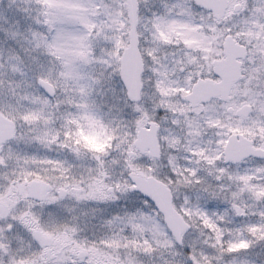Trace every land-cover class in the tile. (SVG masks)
I'll list each match as a JSON object with an SVG mask.
<instances>
[{
	"label": "snow or ice",
	"instance_id": "snow-or-ice-1",
	"mask_svg": "<svg viewBox=\"0 0 264 264\" xmlns=\"http://www.w3.org/2000/svg\"><path fill=\"white\" fill-rule=\"evenodd\" d=\"M32 2L38 27L23 33L0 14V32L20 45L0 50V264H95L96 251L107 264L157 254L170 257L163 264H255L257 247L264 256V0ZM31 51L47 63H29ZM9 72L20 79L6 80ZM105 80H116L122 97H113L128 110L118 124L92 99ZM21 142L78 160L91 153L96 166L77 176L66 161L13 148ZM194 189L203 194L195 203ZM66 196L96 205L93 214L122 197L135 211L82 226L79 216H53ZM207 199L227 207L209 212ZM101 226L105 235L87 237Z\"/></svg>",
	"mask_w": 264,
	"mask_h": 264
},
{
	"label": "rangeland",
	"instance_id": "rangeland-1",
	"mask_svg": "<svg viewBox=\"0 0 264 264\" xmlns=\"http://www.w3.org/2000/svg\"><path fill=\"white\" fill-rule=\"evenodd\" d=\"M155 2H156V0H149V6H151ZM157 2H158V0H157ZM30 7H31L30 13H27V14L23 13V12L18 13L16 11L17 8H28L29 9ZM35 9H36V5L34 2H32V0H30V2H28V3H25L24 0H16V3L14 5H11V6H9V0H0V14H7L10 17L11 22H13V23L16 20H18L19 18L21 21H24V22L20 21V25H19V31L22 33L25 32L26 27H28L29 25H31L33 28L38 27L37 25H35L33 23V21H30V19L25 20L27 18L26 15L31 14L33 11H36ZM35 14H37V13H35ZM25 46L27 47V45H25ZM9 48H16L17 50H20V45L16 41L11 40L9 37L4 35L3 32H0V50H7ZM21 55H25V53L21 52ZM30 57H36L37 59H39L41 62H44V63H47V60H48V57L42 55L40 51H31L29 54H27L25 56V58L29 60V63L31 62ZM83 70L89 71V72L95 70L98 72L100 70V66L96 65V66H94V68H93V66H85V68ZM17 77L18 76H15L16 79H17ZM5 79L6 80L14 79V75L11 72H9L8 76ZM19 79H20V77H19ZM106 81H108V80H106ZM112 82L114 83L115 86L113 88H107L106 89V90H108L107 96L109 97L112 95V97L104 98L101 101H104L107 105L112 106L113 109L116 108L115 107L116 105L120 108V104L123 106L122 99L120 101H116L114 99L113 93L111 91L112 89L116 88L115 90H116L117 95H120L122 97V93L120 92V86L116 82V80H112ZM34 91H35V89H33V88H30V90L28 89L29 93H32ZM92 99L95 101L93 96H92ZM12 102L15 103V100H13ZM119 108L115 114H117V112L119 111ZM127 111L128 110L125 109L124 112L122 113V119L128 118L126 116ZM87 138H89V137H87ZM96 145H97V148L101 147V145L97 141H96ZM13 148L16 149L17 151L25 153V154L38 155L41 157L46 156L48 158H50L49 157L50 155H48V154L49 153L52 154V152H54L53 150L45 149L41 145L36 144V143L24 144L23 142H21L20 144H17V145L13 144ZM112 152H114V154H112ZM112 152H111V155L107 156V158H106L108 161H112L113 159L118 158V156H117L118 152L115 149H113ZM51 159H55V158H51ZM181 163H183V161H181ZM78 164L80 166H82L81 170L83 173L86 168L95 167L96 161L93 159V157L90 153L89 157L87 155H84V157H82L79 160ZM247 166H254V165H247ZM111 171H112V175H117V177H118L119 173L121 171L120 165L119 164H112L111 165ZM117 177H114V178H117ZM209 182L213 183V184L215 183V181L211 180V178H209ZM185 191L186 190L181 189V191H180V193H178V195L182 198L183 195L185 194ZM188 194L191 196L193 203L196 202L197 195H203L202 193L197 192L195 189L190 191ZM61 201H64L63 202L64 207H68V208L78 207V206H80V207L90 206L93 208L96 207V205L89 204L87 201H79L78 202L74 197H71V196H68L66 199L61 200ZM118 201L124 202V204L126 205V208L128 209L126 211H135L134 208L129 209L126 197H122ZM118 201L109 202L108 204H103V203L100 204L99 207L102 210L101 213L98 210L95 214H93V216H95V220H96L95 222L100 224V219L110 218V216H111L110 212H113V209L110 208V204H115ZM137 203L143 204V201H138ZM202 206L205 208V210H207L209 212H223L225 210V208L227 207V205L222 200H216V199L204 200L202 202ZM216 206H220V207L214 208ZM56 215L57 214H55L53 216L55 217ZM240 219L241 218H237L236 223H239ZM190 239L197 240V239H202V237H199V233L197 230H192ZM58 248H60L63 251L62 253H64L66 249L70 248V245L67 242H64ZM188 251H190V249ZM255 252L257 253V255L249 257V259L254 260L255 264H264V256L259 255V252H260L259 247H257L255 249ZM97 254H98V256L94 258L95 264H106V257L104 256V254L103 253H97ZM165 259H170V257L167 254H165L163 257L159 256L158 254L155 256L144 257V261H146V260L149 261V264H163V261Z\"/></svg>",
	"mask_w": 264,
	"mask_h": 264
},
{
	"label": "flooded vegetation",
	"instance_id": "flooded-vegetation-1",
	"mask_svg": "<svg viewBox=\"0 0 264 264\" xmlns=\"http://www.w3.org/2000/svg\"><path fill=\"white\" fill-rule=\"evenodd\" d=\"M81 140L83 143H92V144H96V140L92 137H81ZM54 152L49 153L48 155H50V158H55L57 160H61V161H66L68 164L73 165V173L77 176H79L82 173V166H80L78 164L79 160L75 158V156L67 151L64 150H57V149H52ZM112 154H114V152H112ZM88 157L90 156V153L86 154ZM117 156H119V153L117 154ZM84 157V155L82 156ZM111 159V158H110ZM114 177H117V175H113ZM68 196H66L64 199H66ZM62 199V200H64ZM64 201L59 202L57 205H55L56 208V212L53 213V215L59 213L65 220H71L73 216H79L80 220V224L83 226L85 223H87L89 226H91L92 224H97L100 225L98 223H96L95 219L93 218V213H92V208L93 207H86V206H78V207H72V208H68V207H64L63 204ZM3 202H0V204ZM110 208L113 209V212H110V215H117V214H123L126 210H128L126 208V205L124 204V202L122 201H118L115 204H110ZM84 213H87V216L84 215ZM106 234V230L103 226L98 227L96 229V235L93 236L92 231L90 230L87 233V237L89 239H95L98 238L100 236H103ZM24 242H27V237L24 238ZM57 251L59 253H62L63 251L58 248ZM97 253H101V252H94V258L98 256ZM104 256L106 257V254H104ZM143 262L145 264L144 261V257H142ZM106 264H107V260H106Z\"/></svg>",
	"mask_w": 264,
	"mask_h": 264
},
{
	"label": "trees",
	"instance_id": "trees-1",
	"mask_svg": "<svg viewBox=\"0 0 264 264\" xmlns=\"http://www.w3.org/2000/svg\"><path fill=\"white\" fill-rule=\"evenodd\" d=\"M33 4V3H32ZM29 9H31V7L29 8ZM36 13V11H33L31 14H28V15H26L27 16V18L25 19V20H27V19H29L28 18V16L29 15H31V16H36L37 14H35ZM19 21H21L20 20V18L18 19ZM30 21H32L31 19H30ZM21 22H24V21H21ZM26 29H27V27H26ZM25 29V30H26ZM14 79H16L15 78V76H14ZM16 80H19V77H17V79ZM115 85H114V83L112 82V81H104L101 85H99L98 87H97V90H96V92L93 94V98L95 99V103H96V105L98 106V108H99V112H98V115L99 116H101V117H103V120L107 123V122H109V121H115L116 122V124H118L119 123V121L122 119V113L123 112H121L120 111V109L121 108H123V106L120 104V108L116 105L115 107V109H113V107L112 106H110V105H107L104 101H101V100H103L104 98H109V97H112V95L111 96H107V93H108V90H106L107 88H113ZM29 90H30V88H28ZM28 89L26 88H22V89H18L17 91H18V95H23L24 94V91L26 90L27 92H28ZM116 89V88H115ZM118 108H119V111L117 112V114H115L116 113V111L118 110ZM220 206H216V207H214V208H219ZM213 210V209H212ZM145 264H149V261H145Z\"/></svg>",
	"mask_w": 264,
	"mask_h": 264
},
{
	"label": "water",
	"instance_id": "water-1",
	"mask_svg": "<svg viewBox=\"0 0 264 264\" xmlns=\"http://www.w3.org/2000/svg\"><path fill=\"white\" fill-rule=\"evenodd\" d=\"M222 2H224V0H222ZM224 72H225L226 75H230L231 72H232L231 62L229 60H227V59L224 61ZM202 91L203 92H208L209 90L208 89H204ZM152 143H153V141H152L151 137H148V136L144 137L143 144H144L145 150H147L149 148V146L152 145ZM145 183H147V182H145ZM149 190L158 191V186L154 185V184H150L149 185ZM161 202H162V206H163V204L165 203V197L163 195H161ZM3 207H4V204L1 203L0 204V209H2Z\"/></svg>",
	"mask_w": 264,
	"mask_h": 264
}]
</instances>
